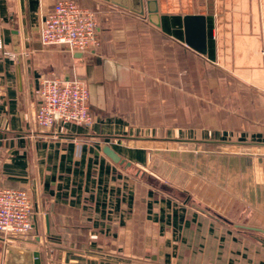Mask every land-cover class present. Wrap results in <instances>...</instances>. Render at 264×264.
<instances>
[{"label":"crops","instance_id":"0c3cea01","mask_svg":"<svg viewBox=\"0 0 264 264\" xmlns=\"http://www.w3.org/2000/svg\"><path fill=\"white\" fill-rule=\"evenodd\" d=\"M55 1L0 0V187L33 205L23 242L0 236L3 264L8 245L41 264H264V233L235 226L264 230V0H74L100 40L80 56L40 43ZM186 15L203 17V53ZM54 77L85 82L91 127L36 124L40 81ZM175 143L218 153L228 176L213 210L209 193L203 207L147 178L151 151Z\"/></svg>","mask_w":264,"mask_h":264},{"label":"built area","instance_id":"2783aa9c","mask_svg":"<svg viewBox=\"0 0 264 264\" xmlns=\"http://www.w3.org/2000/svg\"><path fill=\"white\" fill-rule=\"evenodd\" d=\"M43 46H59L70 52H86L99 46L94 11L74 0H56L44 13L39 25ZM4 40L0 32V52ZM36 124L41 128L73 123L91 127L89 91L82 79L43 78L40 81ZM33 229V205L23 188L0 187V236L15 244L29 236Z\"/></svg>","mask_w":264,"mask_h":264},{"label":"rangeland","instance_id":"374dc122","mask_svg":"<svg viewBox=\"0 0 264 264\" xmlns=\"http://www.w3.org/2000/svg\"><path fill=\"white\" fill-rule=\"evenodd\" d=\"M154 145V144H153ZM155 146V145H154ZM144 170L147 178L153 184H165L169 187H181L187 190L193 200L200 206L207 201L209 193V209L218 204V180L225 181L228 174L218 172V153L210 152L201 146L185 143H175L171 146L165 145L161 148H154ZM222 164H232V159L223 158ZM225 178V179H224ZM208 191V192H207ZM230 196V195H229ZM206 198V199H205ZM222 207L231 212L234 205L228 199L221 197ZM225 201V204H223ZM18 242H23L20 240ZM0 264H3V257L0 255Z\"/></svg>","mask_w":264,"mask_h":264},{"label":"water","instance_id":"95a60500","mask_svg":"<svg viewBox=\"0 0 264 264\" xmlns=\"http://www.w3.org/2000/svg\"><path fill=\"white\" fill-rule=\"evenodd\" d=\"M153 2L155 0H152ZM185 31H186V43L195 48L199 52L203 53L205 49L204 45V29H203V17L195 15H186L184 17ZM14 42H17V32L13 30ZM18 51V48L15 47ZM81 52H78L77 56H80ZM103 153L114 163H122L124 160L108 145L102 146ZM128 165L129 163L126 162ZM238 227H245L254 231L264 233V230L256 227H249L244 225L235 224ZM4 264H41L40 254L38 251H29L17 246L8 245L6 249Z\"/></svg>","mask_w":264,"mask_h":264}]
</instances>
